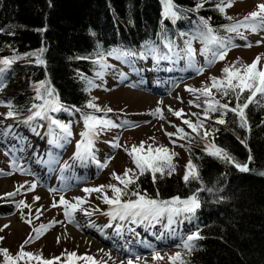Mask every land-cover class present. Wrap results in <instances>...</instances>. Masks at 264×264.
<instances>
[{"label": "trees", "instance_id": "1", "mask_svg": "<svg viewBox=\"0 0 264 264\" xmlns=\"http://www.w3.org/2000/svg\"><path fill=\"white\" fill-rule=\"evenodd\" d=\"M198 2L174 0L179 19L173 22L163 19L160 0H0V59L45 49L44 65H37L34 57L18 59L0 77L4 90L17 93L10 102L16 116L28 115L33 104L41 103L35 99V86L41 82L55 90L66 109L93 113L86 105L95 100L92 89L97 72L102 71L93 63L98 53L105 54L106 63L113 49L131 50L139 56L147 45L168 54L162 38L184 48L185 41L197 33L201 17L209 20L219 36H227L221 26L232 21L216 10L217 0H207L198 12L191 11ZM216 99L229 107L236 103L232 96L222 98L217 93ZM246 114L250 132L239 127L232 113L224 117L223 125L214 122L219 113L210 114L204 125L218 129L210 141L227 150L236 162L248 163L251 151L248 172L207 155L205 141L189 133L184 150L199 180L186 184L173 172L162 179L157 174L155 184L150 174L138 181L141 193L153 198L198 196L201 206L186 221L204 238L195 242L196 250L186 257L190 264H264V176L259 175L264 172V107L252 104ZM245 139L247 148L241 143Z\"/></svg>", "mask_w": 264, "mask_h": 264}, {"label": "rangeland", "instance_id": "2", "mask_svg": "<svg viewBox=\"0 0 264 264\" xmlns=\"http://www.w3.org/2000/svg\"><path fill=\"white\" fill-rule=\"evenodd\" d=\"M258 4H264V2L235 0L233 7L226 9V15L233 17L234 20L243 19L248 13L257 10ZM196 34H192L190 39ZM232 36V43L236 46L231 47L224 60L211 65L206 63L205 56L201 54L203 44L200 39H192V48L195 50L194 64L196 67L204 68L202 74H198L192 67H189L186 58L177 59L172 54H169L172 55V59H162L158 62L153 56L141 58L136 55L129 57L130 63H124L112 56L108 57L109 63L107 64L112 67L105 70L102 77L96 79L92 94L98 107L101 109L111 108L112 111L106 115L104 112L92 114L110 119L117 125L123 124V126L105 130L94 140L93 151L96 160L100 163L108 162V166L103 169L99 168L97 163L92 160L82 162L75 159L77 144L82 139L81 133L85 131L83 112L75 113L73 110L68 109V111L61 110L49 113L54 119L69 125L72 135L66 140H61L59 146H56L61 148L57 149L58 156L53 155V150L56 147L53 148V145H49L50 139H44L46 142H39L40 146L36 149L37 154L30 155V151L35 152L33 150L34 140L41 139L38 135L48 134V122L37 119L31 125L23 123L33 114L35 109L26 115L27 117L6 118L9 108L5 105L10 104L14 94L17 93L14 90H11L9 94L6 91L1 92L0 220L9 216L19 218L26 215L29 217L27 219L32 220V224L31 226L26 224L25 231L16 230L14 233L1 226L0 228L4 230L0 231V236L4 239L0 241V248L8 249L9 253L15 256L25 239L30 234L35 235L32 231L33 228H38L42 224H51L53 226L40 239L25 246L24 250L42 254L45 259L61 257L59 264H66L63 259L65 252H75L78 256H92L97 264H117L109 259L108 250L118 254L124 264H127L128 260H132L133 264H169L167 257L179 251L178 245L182 243V240L194 233L186 219L179 218L170 227L167 226L166 220L153 226L132 224L128 221H110L109 217L102 214L108 211V206L97 198L100 195L99 193L88 194L83 191L82 194H78V191L81 188L117 184L118 182L112 179L113 172L122 175L125 169L135 168L125 148L131 149L133 145L138 147L141 142H144L145 150H147L148 145H152L153 148L164 146L170 152L176 153L172 161L176 166L175 172L184 177L189 158L184 150L186 138H178L177 128H183L186 133L192 134L194 132L183 123V120H191L193 123L198 119L203 120V122L209 120L204 119V97L197 99L196 95L186 91V89H199L205 85H210V77L221 78L222 69L237 61L240 65L251 64L257 56H261L259 67H264V55H262L264 54V40H260L262 42L257 44L254 35L249 32H245L247 40L240 39L235 34H232ZM249 43L253 46L247 47L246 45ZM176 45L179 46V43L177 42ZM182 49L184 48L178 47L176 51L183 57L184 52L181 51ZM158 54H161V52L159 51ZM165 74H167L166 77ZM1 76L2 74H0ZM169 83L170 86H165ZM1 89L2 85L0 83ZM131 89H138V91L142 89V94L134 96L130 92ZM213 95L216 98L215 90H213ZM157 97L169 98L170 102L167 104L161 103L160 98ZM158 107L162 110L163 119L151 115ZM170 108L173 111L183 110L182 116L177 118L173 115V111H169ZM67 112H72L73 115H67ZM9 126H11V132L15 129L25 131L23 134L28 138L19 136L13 139L9 134L4 136L3 132ZM33 127H35V131H33ZM54 130L59 134V129ZM166 133H173L174 135L169 137ZM29 137H33L34 140L31 141ZM15 141H18V152L21 154V158L16 160L22 166L24 173L19 170L13 171L10 167L12 156L5 155V152H7L6 143ZM1 143H4V145ZM116 143L120 147H113V144ZM11 153H14L13 149H11ZM41 153L47 154V157ZM37 156L40 158L38 162L35 160ZM44 160L54 161L55 165L52 171H55L53 173L42 169L41 164ZM60 167L64 168L60 169ZM88 167H90V172H88ZM63 170L68 175H62ZM35 182H38L44 190L40 196L36 189L29 190L30 184ZM119 186L122 187V185ZM17 188H20L19 192L16 191ZM13 192L16 193L15 196L7 195ZM106 193L108 196L112 195L111 191L107 189ZM60 196L71 203H75L77 197L87 198V202L82 207L87 211H92L93 214L89 217L84 215L83 212H76L75 216L79 218L77 226L99 242H101L100 236L103 237L106 240L105 251L98 252L96 249L84 248L73 237L55 236L56 232L68 223L63 214V207L59 205ZM9 197L15 200V204L10 211H6L4 209L5 201ZM35 197H39V199L36 200ZM21 201L29 205L30 208H17L16 205ZM54 203L57 204L56 207H53ZM97 208L100 211H93ZM38 211L39 218H37ZM109 223L112 224V227H106ZM119 225H123V227L121 231L117 232V226ZM92 231L94 235H92ZM57 238H59V242H57ZM157 251L164 257L163 260L154 261L152 259L153 253ZM137 257L140 259L137 260ZM78 264H84V262L79 261Z\"/></svg>", "mask_w": 264, "mask_h": 264}, {"label": "snow or ice", "instance_id": "3", "mask_svg": "<svg viewBox=\"0 0 264 264\" xmlns=\"http://www.w3.org/2000/svg\"><path fill=\"white\" fill-rule=\"evenodd\" d=\"M207 0H199L196 7L191 9V11L198 12ZM163 6L162 17L163 19H171L173 22L179 19L178 13L176 11V5L174 0H160ZM235 0H217L216 10L224 15L225 19L229 21H234L230 24L223 25L222 30L226 32L227 36L221 37L218 35V30L210 26L209 20L203 17L200 18V26L197 29V34L191 39L185 41V47L181 51L184 52V56H180V53L176 51V46L166 37H163L164 47L168 50V54H158V48L154 46H145V50L139 53L141 58L145 56H153V58L158 62L159 60H169L172 59V55H175L177 59L186 58L189 63V67H192L198 74H202L204 71L203 67H196L194 64L195 50L192 48V39H200L203 47L201 48V54L205 56L206 63L211 65L217 61H222L227 56L228 51L231 47H235L232 43L233 36L240 39L247 40L245 32L251 34H260L264 32V4H258L257 10L248 13L243 19L234 20L233 17L226 15V9L233 7ZM243 30V31H242ZM185 35V34H181ZM264 39V38H262ZM262 41H257L260 44ZM247 47H252V44H247ZM45 49L41 48L37 52L28 53L25 56H12L10 58L0 59V74L7 71L12 64H14L18 59H26L28 57H34L35 63L37 65H44L45 61L42 59ZM172 54V55H169ZM98 59L93 61V63L100 65L102 71L97 72L98 77L104 75V71L112 67L108 65L104 53H98ZM137 53L131 50H120L113 49L107 53V56H112L115 59L121 60L124 63H130L129 57L136 56ZM264 55V54H262ZM210 57V58H209ZM261 61V56H257L256 59L251 64L240 65L239 61L233 63L230 66H226L222 69L221 78L210 77L211 84L205 85L199 89L187 88L186 91L196 95L197 99L204 97L205 107L203 108L204 119H210V114L219 113L220 118L216 119L214 122L216 124L223 125L226 123L224 117L228 113H232L238 120L239 127L250 132L251 128L248 122L246 109L252 104H257L264 107V67H259ZM239 65V66H238ZM169 71L171 69H168ZM123 75V74H121ZM89 86H93L91 80L88 81ZM213 90L219 94L222 98L232 96L236 101L234 107H229L228 103H220L219 100L213 95ZM36 96L35 99L41 101L40 104H33L32 108L35 109L32 115H30L23 123L31 125L33 121L39 119L48 122L50 136L49 143L52 145L59 146L61 140H66L72 135L70 126L62 123L61 121L54 119L49 113L59 112L61 110L68 111L59 101L58 95L55 90L52 89L48 83L41 82L35 86ZM198 93V95H197ZM162 103V102H161ZM192 103L191 101L189 102ZM9 108L6 118H14L17 113L14 111L11 104L5 105ZM199 106V105H197ZM87 108L92 109L93 113L104 112L105 115L111 112V108L101 109L98 107L94 100L90 101ZM79 111V109H76ZM169 111H173L171 108ZM183 114V110L173 111V115L180 118ZM151 115L163 119L162 110L158 107ZM85 131L81 133V141L77 144V151L75 153V159L82 162L87 160H92L97 163V166L101 169L108 166V162L100 163L96 160L94 155V140L103 131L110 130L112 128L120 127L122 125H117L112 120L97 117L92 113L83 114ZM192 132L200 136L202 140L205 141V151L207 155L212 156L221 162L233 164L240 172H248L250 169L248 164L252 162L251 151L249 150L248 163L240 164L236 162L235 158L230 155L227 150L217 146L214 142L210 141V137L214 135L218 129H206L203 120L198 119L195 123L191 120H183ZM39 126V125H38ZM54 129H59V134ZM35 131V127H33ZM11 132V126L8 127L3 132L4 136H7ZM38 134V133H37ZM177 134L179 139L189 138V133H186L183 128H177ZM169 137L174 135L173 133H166ZM175 143V141H173ZM241 143L247 148L248 145L245 140H241ZM113 147H120L118 143L113 144ZM183 147V145H181ZM127 155L131 158L134 169H125L123 174L112 173V179L117 181V184L101 185L95 188H84L85 193H99L97 197L102 200V203L108 206V211L102 214L109 217L110 221L119 220L121 222L128 221L132 224H147L153 226L156 223H160L163 220L167 221V226H171L177 222L179 218H184L191 220L195 217L197 210L200 208V200L197 195L189 196L187 199H181L179 196L173 197L167 200H161L158 198H153L147 193H141L138 181L142 176L151 175L152 182L155 184L159 174V178H163L165 175L171 176L175 172V164H173V158L176 153L170 152V150L164 146L153 148L152 145H148L147 150H145L144 142L137 147L132 146L131 149L125 148ZM8 155V152H5ZM110 162V161H109ZM10 167L13 171L24 170L21 165L17 163L15 157L11 158ZM11 174V173H9ZM259 175L264 176V172H260ZM184 182L187 184L191 179L199 180V172L196 166L189 160L186 165L185 175L183 177ZM119 185H122L120 187ZM23 187V186H21ZM36 184L32 183L29 186V190H34ZM106 189L111 191L112 195L108 196ZM203 190V189H201ZM17 192L20 188H17ZM8 196H15L16 193H8ZM159 193H157V196ZM34 199L38 200L39 197ZM87 202V198H75V203H71L63 196H60L59 205L63 207V214L65 219L69 223L75 222V213L80 211L86 216H91L92 211H87L82 207L83 204ZM57 204H53L56 207ZM17 208H30L29 205L25 204L23 201L16 205ZM93 211H100V209H94ZM37 218H39V211L37 213ZM21 219L24 223L31 226V219ZM51 224H42L38 228H33L32 231L35 235H29L27 239L20 246L18 253L13 256L9 253L8 249L0 248V264H59L61 257H55L53 259H45L42 254L27 252L24 250L25 246L35 242L45 234ZM94 226V225H91ZM5 225L4 228H7ZM106 227H112L109 223ZM123 225L117 226V232L122 230ZM0 228V231H3ZM199 232H195L188 235L186 239L182 240V243L178 245L179 251H176L173 255L167 257L169 264H190V261L186 259L190 256L193 251L196 250V241L203 239ZM4 237L0 236V241H3ZM59 242V238H57ZM63 259L66 264H78L79 261H83L84 264H97L94 257L89 255L78 256L75 252H65ZM140 258L137 257V260ZM152 259L154 261H161L164 259L160 253L154 252ZM127 264H133L132 260H128Z\"/></svg>", "mask_w": 264, "mask_h": 264}, {"label": "bare ground", "instance_id": "4", "mask_svg": "<svg viewBox=\"0 0 264 264\" xmlns=\"http://www.w3.org/2000/svg\"><path fill=\"white\" fill-rule=\"evenodd\" d=\"M257 1H259L260 3L264 2V0H257ZM253 35H254V39L257 41L264 40V39H262V38H264V32H261L260 34H253ZM139 83H141V82H139ZM165 86H170V83L165 85ZM130 92H132V94L134 96H139L140 94H142V89H140V91H138V89H131ZM157 98H160L161 102L166 103V104L170 102L169 98H163V97H157ZM35 160H36V162H38L40 160V158L37 156V157H35ZM53 162H54L53 160H51V161L44 160V162L42 161V164H41L42 169L45 171L49 170V172H51L52 168H54V165H55V163H53ZM61 168H64V167H60V169ZM90 171H91L90 167H88V172H90ZM62 175H68V174L65 173L63 170ZM35 184H36L35 189L37 190L38 195L40 196L44 190L40 187L38 182H35ZM90 185H92V184H90ZM83 189L84 188H81V190L78 191V194H82ZM14 204H15V200L12 197H9L5 201L4 209L6 211H8V210L10 211V209L13 208ZM21 217L22 216H20L19 218L18 217H10V216L6 217V218L0 220V227L1 226L4 227L5 225H8V227L6 229L13 231V233L16 230H18L20 232L25 231L26 223H24V220L21 219ZM23 217H24V219L29 218L26 215ZM78 221H79V218L75 216V222L74 223L68 222L65 225H63L62 228H60L56 232L55 236L62 237V238L73 237L77 240V243L84 248H89L91 250L96 249L98 252L105 251L106 249H105L104 245H106V240L100 236L101 242H99L95 238H92V236L87 235V233H85L82 229H80L77 226ZM92 235H94L93 231H92ZM108 252H109V259L110 260H112L113 262H115L117 264H124L121 257L118 254H114L113 251H111V250H108Z\"/></svg>", "mask_w": 264, "mask_h": 264}]
</instances>
